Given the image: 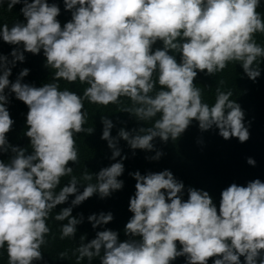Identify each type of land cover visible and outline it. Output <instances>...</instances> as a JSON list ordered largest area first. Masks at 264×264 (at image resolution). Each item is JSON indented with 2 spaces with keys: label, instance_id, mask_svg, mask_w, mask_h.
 Listing matches in <instances>:
<instances>
[{
  "label": "clouds",
  "instance_id": "obj_1",
  "mask_svg": "<svg viewBox=\"0 0 264 264\" xmlns=\"http://www.w3.org/2000/svg\"><path fill=\"white\" fill-rule=\"evenodd\" d=\"M5 3L8 10L21 4L24 18L0 24V40L14 46L0 54V154H7V162L0 159V249L6 250L7 264L43 260L47 218L58 205L67 204L53 217L66 221L60 239L74 238L85 217L73 215V208L94 194L105 199L123 188L119 177L127 154L122 155L121 140L132 155L137 149L152 153L145 156L149 161L165 154L157 140L176 141L194 122L201 133L249 140L251 121L230 98L231 89L217 86L209 105L194 80L201 72L214 76L229 63L239 65L242 78L255 82L261 76L264 44L255 34H264V12L257 10L264 0H62L70 13L63 24L56 0H0V6ZM25 53L44 57V67L54 70L51 82H26L27 67L9 79ZM60 80L87 87L80 94L61 89ZM12 96L28 109L24 135L30 151L6 135L15 123L8 108ZM121 97L131 101L123 111L137 126L119 127L112 135L113 120L101 115L100 138L112 162L85 171L81 179L92 181L94 175L95 182L82 184L71 174L78 162L75 136L94 131L85 127L84 100L108 105ZM149 120L151 126H144ZM246 163L255 166L256 160L249 156ZM128 175L135 190L124 238L105 227L114 219L112 211L92 212L86 219L95 235H80L77 261L173 264L183 257L184 264H209L210 258L211 264H264V180L232 182L220 190L217 203L208 190L186 186L169 168ZM65 176L70 179L55 191Z\"/></svg>",
  "mask_w": 264,
  "mask_h": 264
},
{
  "label": "trees",
  "instance_id": "obj_2",
  "mask_svg": "<svg viewBox=\"0 0 264 264\" xmlns=\"http://www.w3.org/2000/svg\"><path fill=\"white\" fill-rule=\"evenodd\" d=\"M56 2L61 7V14L57 18L63 24L70 19V13L64 11L62 0H56ZM21 7V4H17L8 10L6 3L0 6V24L7 23L11 26L16 20H23L24 18L19 11ZM257 10L264 12V8ZM255 39L257 43L264 44V34L256 33ZM12 47L14 46L0 40V54L10 53ZM25 56V61L23 63L17 62L16 67L12 69V75L9 79L14 80L19 70L27 67L30 71L24 78L26 82L34 83L36 86H40L44 82H51L54 70H48L44 67V57L40 54L33 55L31 53H25ZM177 58L179 59V57ZM241 74L242 69L239 65L229 63L223 71L214 76L205 75L202 72L198 73L194 83L202 89V99L209 105L215 101L217 86L222 90L231 89L233 95L230 98L241 104L246 113V120L251 121L248 141L239 143L236 138L224 140L214 131L201 133L194 122L176 141H169L164 144L157 140L156 146L161 148L165 154L158 161H149L145 159V156L152 153H145L143 150L137 149L135 155H132V150L126 146L125 141L121 140L122 155L127 154V159L123 161L125 171L119 177V179L124 180L123 188L114 192L110 197L101 200L94 194L73 208V215L83 213L85 217L84 222L77 226L78 231L74 238L60 239V225L66 221H56L53 218L59 208L67 206V204L58 205L57 209H53L47 218L50 232L46 235V243L41 246L43 260L38 264H88L87 258L77 261L74 250L80 243V235H85L86 239H91L95 235V230L92 229L91 224L86 219L87 215L92 212L112 211L114 219L105 227L119 230L121 239L124 238L122 229L131 215L127 208L128 199L135 190V180L128 175L130 171L138 169L143 174L146 170L159 171L169 168L178 179L184 181L186 186L191 185L208 190L217 203L220 190L232 182L243 184L247 180L257 177L264 180V72L255 82L247 79V77L242 78ZM220 81L223 83L221 84ZM59 87L82 94L87 84H82L79 81L69 83L60 80ZM10 100L8 108L15 123L6 135L10 143L24 146L30 151L29 138L23 132L25 130V114L28 111L27 106L22 101L15 99L14 96L10 97ZM126 107H131V101L127 97H121L118 103L108 105L94 104L84 100V111L87 113L85 127L94 128V131L91 134L80 133L75 136L78 162L73 165L71 174L80 179L82 184L95 182L94 175L92 181L81 179L85 171L94 173L112 162L108 159L111 151L107 147V142L100 138L103 126L99 117L108 115L110 119L112 118L115 124L111 132L112 135H116L119 127L132 128L137 126V122L123 111ZM142 123L147 127L151 126L152 121ZM198 141H202V143H198ZM6 155L0 154V159H5L7 162ZM249 156L256 160L255 166L246 163V158ZM69 179V176L61 177L60 185L55 191L58 192L59 188ZM72 198L70 196L69 201ZM84 209L86 210L84 211ZM62 252L65 253L64 257L60 256ZM98 259L94 258L92 264H99ZM241 259L243 258L241 257ZM0 264H7V253L4 249H0ZM173 264H184V258L178 257ZM209 264H211V258Z\"/></svg>",
  "mask_w": 264,
  "mask_h": 264
},
{
  "label": "bare ground",
  "instance_id": "obj_3",
  "mask_svg": "<svg viewBox=\"0 0 264 264\" xmlns=\"http://www.w3.org/2000/svg\"><path fill=\"white\" fill-rule=\"evenodd\" d=\"M3 44V43H2ZM1 50V49H0ZM109 109V108H108ZM113 111V110H112ZM110 112V111H109ZM14 113V112H13ZM112 114V113H111ZM110 114V115H111ZM12 116V115H11ZM108 116V115H107ZM122 116V115H121ZM100 118V117H99ZM112 119V118H111ZM24 124V123H23ZM24 132V131H23ZM138 166V165H137ZM101 200V199H100ZM111 201V200H110ZM103 204V203H102ZM87 208V207H86ZM90 208V207H89ZM80 210V209H79ZM86 209H84V211H85ZM115 210V209H114ZM80 212V211H79ZM89 213V212H88ZM88 216V215H87Z\"/></svg>",
  "mask_w": 264,
  "mask_h": 264
}]
</instances>
